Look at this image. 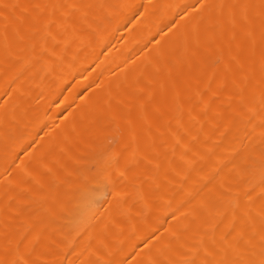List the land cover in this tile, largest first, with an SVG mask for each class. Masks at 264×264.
Segmentation results:
<instances>
[{
    "label": "bare ground",
    "instance_id": "1",
    "mask_svg": "<svg viewBox=\"0 0 264 264\" xmlns=\"http://www.w3.org/2000/svg\"><path fill=\"white\" fill-rule=\"evenodd\" d=\"M0 264H264V0H0Z\"/></svg>",
    "mask_w": 264,
    "mask_h": 264
}]
</instances>
